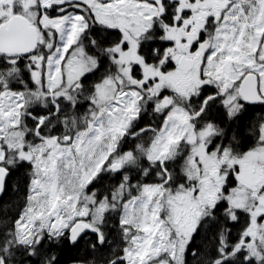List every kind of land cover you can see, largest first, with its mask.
<instances>
[{"label":"snow or ice","instance_id":"1","mask_svg":"<svg viewBox=\"0 0 264 264\" xmlns=\"http://www.w3.org/2000/svg\"><path fill=\"white\" fill-rule=\"evenodd\" d=\"M11 3L35 37L0 49V264H264V178L242 183L245 160L264 156V34L245 41L255 25L237 35L228 23L248 9L237 0ZM198 5L206 19L195 38L165 39L167 28L192 32ZM127 36L144 64L196 85L179 76L162 85L123 61ZM178 43L191 63L165 56ZM234 144L244 152L234 156ZM201 149L222 161L218 170Z\"/></svg>","mask_w":264,"mask_h":264},{"label":"rangeland","instance_id":"2","mask_svg":"<svg viewBox=\"0 0 264 264\" xmlns=\"http://www.w3.org/2000/svg\"><path fill=\"white\" fill-rule=\"evenodd\" d=\"M198 7V6H197ZM11 8H12V3H11V0H9V2L7 4H5L4 8H3V13H4V22H6V20L12 16V11H11ZM151 12H153L154 14H158V9L157 8H151L150 9ZM261 12H264V4H261ZM230 14V16L232 15H236L237 13L235 11H231L228 13V15ZM262 18V14L260 16L259 19ZM239 23H243L241 21V18H240V21ZM144 27L145 25H143V23L141 22H138L137 24V28L134 30L137 34H139V32H142L144 30ZM237 28H238V31H237V35H239V24L237 25ZM264 29V24H261V27H258L257 30H263ZM185 31L182 30V28L180 29H174L172 31V34H170V37L171 38H174L175 40L179 41V38L183 35H185ZM257 34H260L259 31L257 32ZM127 39H129L132 43V47L130 49V51L125 54L123 57H122V60L127 62L129 60H132V61H136L138 63H140L143 68H144V72H145V75L148 76V75H158L161 77V84H166V83H169L171 82L175 77H177L179 74L177 73H174L172 71H169L168 75H164L155 67H149V66H146L144 65V62L143 60L141 59L140 56H137L136 55V46H137V41L135 40V38L133 36H127L126 37ZM244 40L245 41H249L250 40V36H244ZM184 45H181V44H177V47H176V50L173 51L171 50V54L170 55H174L176 56L178 59H180V55L183 51V49H181ZM253 46H255L254 42H253ZM188 80H189V83L191 82V84H189L188 87H193L196 85L197 83V80L195 79L194 76H188ZM180 81L182 82L183 78H179ZM187 80V79H186ZM153 91H156V89H153ZM81 123V122H80ZM79 125V123H77ZM211 134H212V130H209V132L207 133L206 135V138L210 135V137H208L207 139H210L211 138ZM200 156H201V159H203L205 161V166L213 171L216 170V166L213 165V163H219L220 160H217L215 158V156H212V157H209L207 156L203 150L201 149L200 150ZM81 157L80 155H75L74 156V160H75V166L77 169H79V161H80ZM261 160H264V156H260V155H253L249 158H247L244 162V168H243V171H242V183L243 184H253V183H256L258 181H261L262 178H264V168L261 167V164H260V161ZM213 165V166H212ZM200 172V169H197L195 168V165L192 166V176L194 175H197L199 174ZM219 183V182H218ZM215 191V186L213 185L212 186V192ZM202 207V206H201Z\"/></svg>","mask_w":264,"mask_h":264},{"label":"flooded vegetation","instance_id":"3","mask_svg":"<svg viewBox=\"0 0 264 264\" xmlns=\"http://www.w3.org/2000/svg\"><path fill=\"white\" fill-rule=\"evenodd\" d=\"M225 2V0H204V4L207 5V4H212L214 6H218L219 7H222L223 3ZM237 3H240V4H243V6L248 9L247 11V19L245 20V16L244 15H241L240 18H241V21L243 23H247L249 25H255V28L253 27H249L246 29L245 31V36H254V35H258L257 32L259 31L260 34H264V29L263 30H257L258 27H261V24H264V15H262V18H260L261 16V3H260V0H237ZM188 6V0H182V3L180 5L181 8L183 7H187ZM198 7L201 8V10L197 13V14H194V16L191 18L192 20L196 21L194 27H193V30L191 33H185V35H188L189 37V41L193 40L196 36V30L200 27V25L204 22V20L206 19V15H205V11L206 9L201 6V5H198ZM157 8V7H156ZM229 12H227L226 14H228ZM230 15V14H229ZM221 24L224 23V21H220ZM229 24H232V23H237L238 24H241L239 22H233L231 20L228 21ZM183 31L184 28L181 27ZM177 30L180 29V28H176ZM187 48V45H184L181 49H183L182 53L184 52V50ZM180 55V60L182 57H185V59L187 60H192L191 57H188L186 55ZM171 71V70H170ZM163 74V73H162ZM164 76V74H163ZM179 78H183L182 80V84L185 86V87H188L189 84H191V82L189 83V78L188 76L184 75L183 73H180L179 75ZM187 79V80H186ZM210 137V135L208 136ZM207 137V138H208ZM146 142V141H145ZM220 163H222V161H220L219 163H213V165L216 166V170H218L219 166H220ZM212 165V166H213ZM198 175V174H197ZM197 175H194L193 178L195 179L197 177ZM264 176V175H263ZM212 186L213 185H207L206 187V195H207V198L209 200L213 199L214 196H215V191L212 192ZM203 207V206H202Z\"/></svg>","mask_w":264,"mask_h":264},{"label":"water","instance_id":"4","mask_svg":"<svg viewBox=\"0 0 264 264\" xmlns=\"http://www.w3.org/2000/svg\"><path fill=\"white\" fill-rule=\"evenodd\" d=\"M35 37V33L31 28L28 19L20 16H11L3 26H0V49L7 51H17L26 47L31 39ZM185 63H191L182 57Z\"/></svg>","mask_w":264,"mask_h":264},{"label":"trees","instance_id":"5","mask_svg":"<svg viewBox=\"0 0 264 264\" xmlns=\"http://www.w3.org/2000/svg\"><path fill=\"white\" fill-rule=\"evenodd\" d=\"M162 7H163L162 5H161L160 7H157V9H158V14L160 13ZM158 14H157V15H158ZM174 29H176V28L173 27V28H167V29H166V32H165V39H174V38H171V37H170V34H172V31H173ZM170 51H171V49H169V51L165 53V56L170 55V54H171ZM141 59H142L143 62H144V58L141 57ZM144 65L149 66V67H155V68H157L161 73H163V69H162V66H161L160 64H144ZM77 123L80 124V120H79V119H78ZM244 150H245V149H244L242 146H240V145H235V144H234V145H232L231 152L234 154V156H238L240 153L244 152ZM185 151H186V149H185ZM18 194H19L21 197L23 196L22 187H21V190H20V192H19ZM14 207H15V205H14ZM2 219H3V217L0 216V220H2Z\"/></svg>","mask_w":264,"mask_h":264}]
</instances>
